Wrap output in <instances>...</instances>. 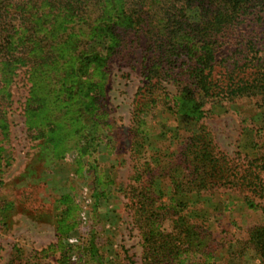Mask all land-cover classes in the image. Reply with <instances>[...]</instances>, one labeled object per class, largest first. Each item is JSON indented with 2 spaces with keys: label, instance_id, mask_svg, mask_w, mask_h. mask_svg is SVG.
Instances as JSON below:
<instances>
[{
  "label": "trees",
  "instance_id": "trees-1",
  "mask_svg": "<svg viewBox=\"0 0 264 264\" xmlns=\"http://www.w3.org/2000/svg\"><path fill=\"white\" fill-rule=\"evenodd\" d=\"M259 25H264V0H0V133L8 139L6 107L13 102L17 71L24 69L28 134L42 140L47 151L51 148L54 158L62 157L67 140L80 156L94 152L93 142L106 121L102 104L110 64L127 61V51L143 41V85L138 90L148 94L152 108L160 91L173 98L165 106L181 123L196 127L186 130L182 140L175 159L178 175H168L171 194L238 190L252 210L264 214L256 201L264 198V145L244 165L233 163L200 123L206 105L213 110L244 100L264 108V34L255 33ZM142 176L131 190L136 223L148 244L142 264H188L191 256L197 259L193 264H201L200 259L214 264L209 231L190 224L175 204L159 203L156 175ZM68 212L57 217L58 242L42 251L59 252L58 264H77L70 259L77 249L63 244L73 224ZM168 214L176 217L170 232L161 229ZM245 235L243 243L236 242L235 259L251 249L264 264V219ZM82 259L80 254L78 263Z\"/></svg>",
  "mask_w": 264,
  "mask_h": 264
},
{
  "label": "rangeland",
  "instance_id": "rangeland-1",
  "mask_svg": "<svg viewBox=\"0 0 264 264\" xmlns=\"http://www.w3.org/2000/svg\"><path fill=\"white\" fill-rule=\"evenodd\" d=\"M254 28L251 25L247 33ZM256 28L255 33L263 38L264 25ZM127 52L131 53L127 61L110 64L102 104L106 121L93 142L95 151L84 156L67 140L62 157L54 158L51 148L47 151L42 140L28 134L22 106L29 84L25 70L17 71L11 87L13 102L6 107L10 116L8 139L0 133V264H58L59 252L42 251L58 242L55 223L67 209L68 221L73 224L63 244L77 249L71 255L72 262L142 264L148 244L136 223L131 196L132 188L140 185L137 177L142 175L141 180L156 175L153 188L159 203L171 208L175 204V210L190 224L209 231L216 249L214 264H260L251 249L241 258L234 256L236 242L243 243L250 226L264 219L260 210L249 207L245 193L219 189L171 194L168 175H178L175 159L182 140L188 135L186 130L196 127L179 121L165 106L173 98H166L161 91L159 103L153 108L149 105L148 94L138 90L143 85L144 42ZM167 90L175 94L174 87ZM203 110L205 117L200 123L228 160L244 165L246 159L256 157L264 145V108L235 100L213 110L206 105ZM256 201L264 211V198ZM175 218L168 214L161 229L172 231ZM94 248L99 255H93ZM80 254L83 259L78 263ZM190 258L188 264L197 262Z\"/></svg>",
  "mask_w": 264,
  "mask_h": 264
}]
</instances>
